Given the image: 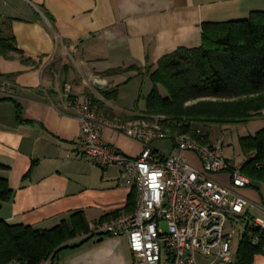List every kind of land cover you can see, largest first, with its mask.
<instances>
[{
    "label": "crops",
    "instance_id": "crops-1",
    "mask_svg": "<svg viewBox=\"0 0 264 264\" xmlns=\"http://www.w3.org/2000/svg\"><path fill=\"white\" fill-rule=\"evenodd\" d=\"M256 11H264V0H0V38H14L25 54L0 57V76H11L17 86L13 98L0 94V166L5 167L0 177L14 191L0 220L52 229L82 211L93 229L106 215L123 212L135 189L123 182L119 167L104 168L82 157V127L69 114L71 105L94 97L116 115L111 121L143 115L146 109L116 107L104 92L135 78L151 87L150 76L111 71L156 66L180 48L200 47L203 23L247 19ZM96 79L105 82L103 87L94 84ZM103 138L132 157L143 151L139 142L112 130L104 131ZM151 146L162 150L153 142ZM187 156L199 167L194 155ZM216 179L231 185L227 176ZM239 193L252 203L250 216L264 215V182ZM242 226L232 228L240 231ZM58 259L64 264H137L124 235L96 236L64 250ZM254 264H264V255L256 256Z\"/></svg>",
    "mask_w": 264,
    "mask_h": 264
},
{
    "label": "built area",
    "instance_id": "built-area-1",
    "mask_svg": "<svg viewBox=\"0 0 264 264\" xmlns=\"http://www.w3.org/2000/svg\"><path fill=\"white\" fill-rule=\"evenodd\" d=\"M103 87L105 82L94 80ZM12 79L0 76V94L16 95ZM67 87L66 94L71 95ZM70 115L81 123L79 149L82 157L94 165L117 166L122 180L137 193L136 209L92 230L98 235L127 236L137 264H236L233 249L234 234L228 227L243 223L264 232V215H249L252 203L239 191L250 187V177L224 155V141L202 143L203 130L197 137L179 134L164 127V118H143L129 122L111 121L93 110V100L72 104ZM112 130L117 135L139 142L140 156L127 155L104 141L103 133ZM171 139L175 152L166 156L151 146L155 140ZM187 154L199 161L195 166ZM227 176L228 185L216 179ZM19 264V263H14ZM40 264H64L48 259Z\"/></svg>",
    "mask_w": 264,
    "mask_h": 264
},
{
    "label": "trees",
    "instance_id": "trees-1",
    "mask_svg": "<svg viewBox=\"0 0 264 264\" xmlns=\"http://www.w3.org/2000/svg\"><path fill=\"white\" fill-rule=\"evenodd\" d=\"M203 43L198 48H180L161 58L156 66H132L116 69L110 75L136 72L148 74L154 84L141 116L121 115L122 122L143 118H164V127L179 134L198 137L202 143L211 141L208 128L217 125L245 123L264 116V11L251 13L249 18L220 23H203ZM11 53L24 56L14 38H0V57ZM2 77V76H1ZM3 77L11 78L9 75ZM130 80V79H129ZM167 96H163L160 88ZM114 100L119 86L106 90ZM99 115L115 119L113 111L97 98H92ZM18 117L22 110L17 105ZM206 131V132H205ZM245 155L242 171L254 182H264V129L241 139ZM5 167L0 166V169ZM252 183V185H253ZM251 185V186H252ZM14 191L6 178L0 177V210L13 201ZM135 191L123 212L103 217L99 223L134 212ZM235 255L236 264H254L255 257L264 255V232L247 225ZM100 236L93 233L82 211L72 213L52 229H35L23 224L0 220V264H40L57 260L60 253ZM82 242L72 243L78 239Z\"/></svg>",
    "mask_w": 264,
    "mask_h": 264
},
{
    "label": "rangeland",
    "instance_id": "rangeland-1",
    "mask_svg": "<svg viewBox=\"0 0 264 264\" xmlns=\"http://www.w3.org/2000/svg\"><path fill=\"white\" fill-rule=\"evenodd\" d=\"M120 75L123 74H119L118 76ZM143 75H137L136 77H144ZM135 79H130L126 81L124 84L119 86V93L116 96V98L113 100L114 103H116V107L127 108L128 110H134V111H138L141 109L144 110L147 108V99L153 91L154 84H152V86L150 87L149 83H148L149 85H146L145 83L143 84L144 81L143 78L142 79L135 78ZM160 89L162 95L166 97L167 96L166 90L162 87ZM98 90L100 92L101 89L98 88ZM262 129H264V116L259 118H254L245 123L213 126L211 128L206 129V131L210 130L213 138H220L224 140L225 155H229V157L232 160L234 159L237 164L240 161H243L248 158L244 153L241 139L249 136H253ZM153 143L155 146L158 145L163 150L162 151L158 149V153L160 154L169 156L174 154L173 151L175 152V144L171 139L155 140L153 141ZM154 149L157 150L155 147ZM228 231L232 232L235 235L233 240L235 244L234 254L236 255V251L243 238L244 232L246 231V227L242 226L240 231H236V229L233 230L231 226L227 228V232ZM206 262L207 261L205 259L200 258L201 264H205Z\"/></svg>",
    "mask_w": 264,
    "mask_h": 264
}]
</instances>
